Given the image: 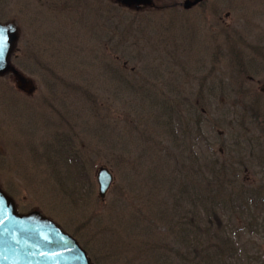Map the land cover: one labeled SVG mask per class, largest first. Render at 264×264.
Returning <instances> with one entry per match:
<instances>
[{
	"label": "rangeland",
	"instance_id": "1",
	"mask_svg": "<svg viewBox=\"0 0 264 264\" xmlns=\"http://www.w3.org/2000/svg\"><path fill=\"white\" fill-rule=\"evenodd\" d=\"M185 1L152 0L154 11L110 0L7 7L18 33L13 65L34 94L22 96L17 122L13 109L0 110L10 121L0 187L20 212L38 209L76 237L92 264H156L159 255L160 264H264V138L255 127L264 121V0H208L183 13ZM236 55L262 68L238 81ZM193 97L206 114L192 125L194 150L209 151L198 174L186 133ZM52 123L74 133L77 153L59 151ZM242 126L252 132L238 135ZM236 137L245 153L229 147ZM99 167L113 176L103 200ZM198 234L225 239L213 262L195 250Z\"/></svg>",
	"mask_w": 264,
	"mask_h": 264
},
{
	"label": "water",
	"instance_id": "2",
	"mask_svg": "<svg viewBox=\"0 0 264 264\" xmlns=\"http://www.w3.org/2000/svg\"><path fill=\"white\" fill-rule=\"evenodd\" d=\"M131 7L149 4L148 0H116ZM201 0L185 3L189 8ZM15 35L12 28L0 27V74L8 70V57ZM25 88V81L17 77ZM111 183L103 170L98 174L99 195L103 197ZM0 264H89L76 242L37 213L16 214L12 202L0 192Z\"/></svg>",
	"mask_w": 264,
	"mask_h": 264
},
{
	"label": "trees",
	"instance_id": "3",
	"mask_svg": "<svg viewBox=\"0 0 264 264\" xmlns=\"http://www.w3.org/2000/svg\"><path fill=\"white\" fill-rule=\"evenodd\" d=\"M206 152H209L208 150L206 151ZM206 152H199V154L197 155V157H194V160L196 161V165H195V167H194V165H193V163H192V165H191V169H192V171L194 172V173H198L199 172V169L201 168L200 167V165H199V163H200V161H205V157L207 156L206 155ZM201 153V154H200ZM213 165H216L215 163H213ZM195 168V169H194ZM214 177H217V175H214ZM178 189H179V187H178ZM223 198H224V195H223V193L222 194H220ZM72 196H74V195H72ZM200 201V200H199ZM197 207H194V205H192V209H193V211H192V213H193V217H194V220L192 221L193 222V224L191 225L190 224V226H189V228H190V231L188 232L189 234L190 233H193V229H195V224H196V222H198L196 219H195V215H194V211L195 210H197L196 209ZM185 212V211H184ZM192 213H191V215H190V218H191V216H192ZM178 214H180L179 212H178ZM187 218V217H186ZM189 218V217H188ZM185 219V218H184ZM180 220H182V217L179 215V217H178V221H180ZM190 220H192V219H190ZM187 223V219L185 220V221H183V222H178V223H176L177 224V226L176 227H178L179 229H180V227H182V226H184L185 224ZM256 224H259V223H256ZM264 223H261L260 225H263ZM252 225H253V223H252V220H251V222H250V224H249V228L251 229V227H252ZM185 227V226H184ZM183 228V227H182ZM207 228H208V226H207ZM204 230H205V232L206 233H209V231L204 227ZM180 232H181V229L179 230ZM187 233V234H188ZM198 236L203 240V242H202V240H200V243H198V244H196V246L199 248V249H195V250H200V256L202 255L203 256V260L204 261H211V262H213L214 261V257L213 256H220V251H222L224 248H225V245H226V242H225V239H221L220 237L219 238H216V239H214V238H212V237H210V236H208V237H206V238H204V237H202V236H200V234H198ZM197 241V240H196ZM211 245H214V247H212L211 248ZM184 247H187V245H183ZM201 246H203V247H201ZM218 246H220L219 247V250H217V247ZM204 248V251H203V253H202V249ZM216 249V250H213L214 252H215V254H213V251H212V249ZM186 249V248H185ZM204 252H206V253H204ZM217 253V254H216ZM216 258V257H215ZM198 260H200V258H197ZM219 260V259H218ZM256 260L257 259H254L253 260V262L255 261L256 262ZM160 262H162L161 260H158V263H160ZM198 263H200V262H198Z\"/></svg>",
	"mask_w": 264,
	"mask_h": 264
}]
</instances>
